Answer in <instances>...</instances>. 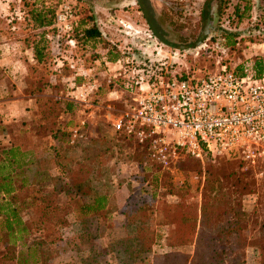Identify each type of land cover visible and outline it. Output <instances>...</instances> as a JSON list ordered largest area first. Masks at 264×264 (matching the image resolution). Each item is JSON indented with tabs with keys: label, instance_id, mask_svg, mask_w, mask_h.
I'll use <instances>...</instances> for the list:
<instances>
[{
	"label": "rangeland",
	"instance_id": "1",
	"mask_svg": "<svg viewBox=\"0 0 264 264\" xmlns=\"http://www.w3.org/2000/svg\"><path fill=\"white\" fill-rule=\"evenodd\" d=\"M211 1L207 6L205 0H14L11 10L18 15L21 13L24 18L22 26L31 41H36L38 34L29 21L30 11L54 10L56 13L64 2L72 3L77 9L79 20L75 34L79 36L83 30L91 27H95L101 34L97 40L88 42L79 38L76 51L72 54L67 49V60H61L62 63L54 58L60 52L57 39L46 43L49 55L44 63L37 66L42 78L49 82L57 66L61 67L56 83L49 82L43 87V95L52 101L42 104L47 113L42 114L39 109L37 113L32 104L25 108L30 113L19 108L21 115H18V121L9 124L18 138H22L29 130L36 129L42 133L44 139L36 149V157L40 161H48L53 156L50 137L52 130L68 122L69 126L79 121L86 123L83 133L87 139L66 157V164L71 171H75L80 164L87 169L100 168L98 172L93 170L91 179L94 182L91 181V184L94 191L107 193L109 212L98 219L95 241L101 253L97 257L98 264H124L118 259V254L113 252L112 245L125 238L123 224L126 213L132 208L141 209L145 214L143 218L150 222L155 240L151 255L174 251L191 258L194 255L195 244L170 247L169 229L176 217L181 223L199 229L201 216L209 209L208 200L202 196L207 177L205 169L202 166L198 169V165L191 164L193 159L184 154L171 156L166 166L154 163L146 145L130 138L113 136L114 132L106 116L108 112H116L125 107L129 99L125 87L137 76L147 74L148 61L155 66L163 64L167 68L165 79L183 76L199 79L224 65L238 71L239 68L253 65L255 61L262 62L264 73V0ZM146 3L148 19L141 11ZM206 7L212 27L202 44L196 46L204 27ZM148 34L158 40L156 49H143L135 43V37L147 39ZM223 37L227 39L223 40ZM164 41H169L167 43H172V46L169 47ZM177 46L186 48L177 50ZM111 47L121 53V65L116 63L109 67L106 64L105 55ZM72 63L76 67L90 70L91 76L97 81L98 90L91 97L89 105L75 103L78 111L68 118L62 111L68 100L66 79L72 75ZM35 76L30 74L29 83L35 81ZM77 82L82 83L83 80L78 78ZM11 88L12 96L21 95L16 92L15 86ZM33 88L26 86L22 93L33 95ZM37 94L34 93L35 96ZM231 171L240 187L254 184L255 194L240 197L239 215L246 222L248 235L244 250L245 264H260L258 243L262 242L264 246V166L250 168L237 164L231 167ZM51 173L55 174V170ZM32 184L37 185L38 192L42 194L53 190L46 179L39 183L33 181ZM177 195H182V201L187 207L183 211L185 214L180 216L170 208L181 201ZM231 197L233 204H236L238 195L233 194ZM68 203L64 194H59L55 199L57 206H67ZM79 204L76 200L72 201V213L68 218L61 216V224L48 222L44 231L22 234L13 242L8 240L0 228V251L4 252L2 245L9 243V250L4 252L9 259L5 261L6 264H85L82 260L88 255L87 252L73 248L74 238L81 232V226L76 220ZM31 209L29 207L23 212L27 213ZM33 245L37 246L40 256L39 253H29L28 249ZM227 257H231L229 253Z\"/></svg>",
	"mask_w": 264,
	"mask_h": 264
},
{
	"label": "trees",
	"instance_id": "2",
	"mask_svg": "<svg viewBox=\"0 0 264 264\" xmlns=\"http://www.w3.org/2000/svg\"><path fill=\"white\" fill-rule=\"evenodd\" d=\"M205 1L207 6L212 2L211 0ZM141 11L148 19L147 3ZM204 14L205 20L208 19L207 7ZM54 16V10L32 9L30 11L29 21L32 23V28L35 31L38 30V35L33 49L36 63L28 68L29 78L30 74H36L34 82L29 83L30 79H27V87L35 88L32 89L35 92L31 90L33 95H30L29 105L33 104L37 113L39 109L42 114L47 113L42 104L52 102L43 95V87L49 82L56 83L58 74L61 73V67L55 69L53 80L50 79L48 82L47 79L42 78V73L37 69V66L44 63L45 58L49 55L46 43L54 41L57 35L52 27ZM75 33L76 29L73 34L76 41L74 50H71L66 44L65 37L59 39L60 52H57L54 57L56 60L66 62L67 49L73 54L80 43L79 38L88 42L97 40L101 36L95 27L83 30L82 37ZM225 38L223 37V40ZM164 42L169 47L172 46V43H167L169 41ZM105 56L106 61L110 63H117L121 59V53L112 47L107 50ZM246 67L239 68L235 73L242 75ZM249 67L255 77L262 76L261 61H255ZM9 92L12 96L13 89H9ZM34 93H38V96H35ZM66 98H69L68 94H66ZM76 111H78V106L68 99L62 114L70 118ZM30 112L28 111V113ZM68 124L70 122L63 126L58 125L56 130H52L50 137L53 156L48 161H40L36 157V149L44 139L42 133L34 129L35 131L25 132L22 138L9 134L7 137L5 125L0 124V228L12 242L16 238H20L22 234L31 231H44L48 222L57 225L62 223V218L66 216L68 218L72 213L70 205H72V201L76 200V202H80L76 209L78 212L76 220L81 226V232L74 238L73 248L79 252H87L88 255L82 260L83 263L98 264L97 257L101 255L95 246L98 219L109 212V202L107 193L94 191V186L91 184V176L94 171H99V167L87 169L80 164L75 171H71L66 164V157L87 139L83 133L87 126L85 122L84 124H81L80 121L76 122L73 124L74 126ZM75 129H78V134L75 139H72V131ZM113 136L127 138L118 132H114ZM108 148L111 150L112 145ZM190 162L193 165H198V169H201V166L205 169L207 177L202 196L208 200L209 209L202 214L198 230L196 226L181 223L176 217L170 225L168 240L172 248L195 244L193 257L175 251L151 255L155 240L150 222L143 218L145 214L140 211L141 209L132 208L126 213L123 224L126 230L125 238L112 245L113 252L118 254V259L124 264H245L244 250L248 243V235L246 222L239 215L241 211L240 197L255 194V188H253V183L240 187L231 171V167L237 164L242 165V161L208 156L203 164L194 159ZM229 164L231 166L227 167ZM86 166L88 167L87 164ZM54 170L55 174L51 173ZM42 179L50 182L53 187L51 192L42 194L38 192L37 185L32 184L33 181L39 183ZM59 194H64L67 197L69 202L67 206L62 207L55 204V199ZM233 194L238 195L236 204H233L234 200L231 197ZM177 196L181 201L170 208L180 216L185 214L183 211L187 207L182 201V195ZM29 207L32 209L24 213L23 211ZM61 216L63 217L61 218ZM8 245L9 243L2 245L4 252L9 250ZM36 245L38 246V243ZM36 245L28 249L29 253L38 255L39 250L36 249ZM258 245L261 252L259 263L264 264V246L262 242ZM4 252L0 251V264H6L5 261L9 260ZM228 253L230 258L227 257Z\"/></svg>",
	"mask_w": 264,
	"mask_h": 264
},
{
	"label": "built area",
	"instance_id": "3",
	"mask_svg": "<svg viewBox=\"0 0 264 264\" xmlns=\"http://www.w3.org/2000/svg\"><path fill=\"white\" fill-rule=\"evenodd\" d=\"M78 20L72 3L59 6L52 26L57 44L65 37L70 49L76 48L73 34ZM146 38L156 49L158 40L150 34ZM72 65V75L66 79L68 99L89 105L97 81L89 69ZM146 66L147 74L125 87L129 96L125 107L106 116L114 132L146 145L158 165L166 166L171 156L184 154L202 164L210 156L238 159L250 168L264 166V73L255 77L247 66L239 75L224 65L199 79H165L168 70L163 64L148 61ZM77 134L78 129L73 130L72 139Z\"/></svg>",
	"mask_w": 264,
	"mask_h": 264
},
{
	"label": "crops",
	"instance_id": "4",
	"mask_svg": "<svg viewBox=\"0 0 264 264\" xmlns=\"http://www.w3.org/2000/svg\"><path fill=\"white\" fill-rule=\"evenodd\" d=\"M13 4L14 0H0V124L5 125L7 137L8 134L15 135L9 124L18 121V115H21L19 108L28 113L25 108L29 106L30 95H25L22 90L28 85L29 66L36 63L33 51L35 41L29 39L22 26L24 18L21 13L12 12ZM134 40L137 43L136 37ZM58 62L62 63L61 60ZM106 64L109 67L117 65L108 61ZM12 86L21 95L10 96Z\"/></svg>",
	"mask_w": 264,
	"mask_h": 264
},
{
	"label": "water",
	"instance_id": "5",
	"mask_svg": "<svg viewBox=\"0 0 264 264\" xmlns=\"http://www.w3.org/2000/svg\"><path fill=\"white\" fill-rule=\"evenodd\" d=\"M211 27H212V21L209 19H206L205 23H204V27H203L202 32H201L200 37H199V41L196 43V46H199L201 44L202 40L209 34ZM136 42L138 45H140L142 47H153V46H155L154 42H151V41L139 38V37L136 38ZM185 48L186 47H180V49H185Z\"/></svg>",
	"mask_w": 264,
	"mask_h": 264
},
{
	"label": "flooded vegetation",
	"instance_id": "6",
	"mask_svg": "<svg viewBox=\"0 0 264 264\" xmlns=\"http://www.w3.org/2000/svg\"><path fill=\"white\" fill-rule=\"evenodd\" d=\"M204 23H205V21H204ZM154 37V36H153ZM142 39H144V38H142ZM137 44V43H136ZM138 45V44H137ZM138 46H140V45H138ZM154 47V46H153ZM153 47H150V48H153ZM180 47H186V46H177V50H180ZM174 49H176V48H174Z\"/></svg>",
	"mask_w": 264,
	"mask_h": 264
}]
</instances>
